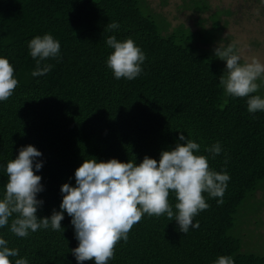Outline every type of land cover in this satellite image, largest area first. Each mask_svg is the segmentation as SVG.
<instances>
[{"label":"trees","instance_id":"obj_1","mask_svg":"<svg viewBox=\"0 0 264 264\" xmlns=\"http://www.w3.org/2000/svg\"><path fill=\"white\" fill-rule=\"evenodd\" d=\"M194 7L208 9L201 0ZM222 13L213 16L211 30L180 27L169 33V23L158 21L143 0H0V57L9 60L18 80L13 95L0 101V198L7 162L21 147L42 153L36 159L43 166L35 174L44 189L37 194L43 201L37 217L44 218L60 211L61 186H75V170L85 159L159 161L161 151L183 143V133L200 145L194 154L206 156L211 170L230 176L223 205L204 193L210 207L194 217L199 227L187 234L166 215L144 214L108 264H215L220 256H231L235 264H264V254L243 251L237 235L242 211L264 189V112L249 113L247 97L225 95L219 85L223 61L199 45L219 39ZM112 22L119 28L107 30ZM204 32L209 39L201 37ZM45 34L60 42V56L42 61L41 67L52 69L33 77L37 65L28 42ZM109 36L130 38L145 54L136 79L117 80L107 67L114 51L106 44ZM217 142L222 151L213 158L205 149ZM176 202L170 192L174 211ZM14 218L0 228V237L19 250L9 258L12 264L19 258L28 264H78L71 250L79 242L66 212L60 231L39 229L25 238L10 232Z\"/></svg>","mask_w":264,"mask_h":264},{"label":"clouds","instance_id":"obj_2","mask_svg":"<svg viewBox=\"0 0 264 264\" xmlns=\"http://www.w3.org/2000/svg\"><path fill=\"white\" fill-rule=\"evenodd\" d=\"M107 30L119 28L116 22L108 23ZM106 44L114 51L107 57L106 64L117 80L136 79L143 71L141 65L146 56L132 39L118 41L109 36ZM60 42L51 34L36 36L28 42L29 54L36 61L33 77L48 73L53 65L41 62L60 56ZM215 57L226 62V70L220 76L219 85L225 95L247 97V111L264 112V98L257 93L264 86V63L253 58L250 62L240 63L234 45L217 46ZM261 83H257V81ZM18 80L14 78V68L9 60L0 57V101H7L14 93ZM223 108V105H221ZM171 150L161 151L159 161L145 156L141 163L121 162L115 158L97 161L85 159L74 173L75 186L65 183L61 186L63 195L60 211L53 210L50 217L38 218L37 210L43 201L37 199L42 192L40 171L43 162L36 158L42 156L34 146L19 149L15 159L6 165L7 183L0 198V228L9 225L10 232L25 238L31 232L51 228L60 231L61 221L66 212L74 226L78 247L72 254L78 264L94 261V264H108L114 258L116 245L127 242L128 233L147 214L149 217L165 216L187 234L190 228H198L193 223L201 211L207 210L204 193L217 199L223 205V196L230 176L226 172L210 169L204 155H195L200 145L187 139L183 133ZM213 158L222 151L219 142L206 148ZM227 163V160H225ZM170 192L174 193L175 211L169 203ZM19 256V250L10 248L8 241L0 237V264H12L10 257ZM15 264H28L26 258L15 260ZM215 264H235L231 256H220Z\"/></svg>","mask_w":264,"mask_h":264},{"label":"rangeland","instance_id":"obj_3","mask_svg":"<svg viewBox=\"0 0 264 264\" xmlns=\"http://www.w3.org/2000/svg\"><path fill=\"white\" fill-rule=\"evenodd\" d=\"M195 1L200 0H143V6L156 15L158 21L169 23V33L180 27L192 32L211 30L213 16L224 12L220 17L219 39L213 44H199L201 49L211 51L218 45L232 44L241 57V64L253 58L264 63V0H201L208 7L204 12L196 11ZM210 35L204 32L201 37L207 40ZM221 63L226 70V62ZM259 92L264 97V86ZM239 219L237 235L243 242V251L264 254V189L256 192Z\"/></svg>","mask_w":264,"mask_h":264}]
</instances>
